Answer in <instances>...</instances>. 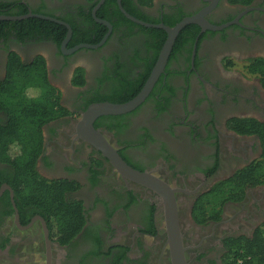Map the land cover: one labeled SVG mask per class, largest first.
I'll return each mask as SVG.
<instances>
[{"label":"flooded vegetation","instance_id":"af4514ba","mask_svg":"<svg viewBox=\"0 0 264 264\" xmlns=\"http://www.w3.org/2000/svg\"><path fill=\"white\" fill-rule=\"evenodd\" d=\"M122 10L148 24L204 13L208 24L227 25L203 32L195 25L199 31L193 44L187 41L172 57L170 52L144 102L128 114L97 118L93 128L129 167L151 173L173 191L185 264H229V243L251 238L264 223V184L246 190L240 202L225 204L218 221L198 224L192 211L212 186L263 155L256 135H240L228 123H264V88L255 75L229 78L224 72L233 60H241L244 67L264 59V0L248 6L229 0H154L151 6L142 0H0V17H25L0 19V83L11 56L24 66L43 59L63 113L42 127L43 152L36 170L42 178L73 184L66 199L81 203L85 220L71 244L60 246L50 241L39 215L15 212L13 206L8 215L9 170L0 165V255L18 257L21 248L31 264L176 262L161 199L124 181L78 134L83 112L92 104L108 102L96 100L116 88L135 86L144 69L140 60L153 57L140 31L144 26ZM33 19L62 30L29 25ZM78 70L82 86H75L80 82ZM6 122L7 114L0 110V127ZM227 207L238 210L227 212ZM37 240L43 246L40 252L35 250Z\"/></svg>","mask_w":264,"mask_h":264},{"label":"trees","instance_id":"16d2710c","mask_svg":"<svg viewBox=\"0 0 264 264\" xmlns=\"http://www.w3.org/2000/svg\"><path fill=\"white\" fill-rule=\"evenodd\" d=\"M154 0H142L151 6ZM255 0H229L231 4L248 6ZM182 18L164 21L173 27ZM29 25L41 24L48 30H62L58 25L33 19ZM158 21L155 22L157 24ZM1 25V23H0ZM148 39V47L153 52L151 59L140 60L144 69L139 74L135 86L122 85L105 98L121 104L135 97L143 87L165 42L166 33L158 29L140 27ZM199 28L195 25L185 27L178 35L171 51V57L187 41L193 44ZM7 64V74L0 83V110L7 114V122L0 127V165L7 167V184L12 189L14 204L19 213L39 215L46 223L50 241L60 246H68L84 226L81 203L69 201L66 194L73 191V184L66 180L42 178L36 164L43 152L42 127L62 115L59 93L53 89L46 78L42 58L35 59L30 65H22L15 56ZM245 70L257 76L264 88V59L251 61ZM82 70L75 75V86H82ZM228 128L240 135H256L263 148L261 159L236 171L233 176L216 183L202 194L193 206L192 216L198 224L218 221L227 203H238L246 190L264 184V123L251 119L231 120ZM8 198V197H7ZM8 215L13 213L12 205ZM24 221L26 219L24 218ZM231 257L229 264H264V223L256 229L249 239L242 238L229 243Z\"/></svg>","mask_w":264,"mask_h":264},{"label":"water","instance_id":"95a60500","mask_svg":"<svg viewBox=\"0 0 264 264\" xmlns=\"http://www.w3.org/2000/svg\"><path fill=\"white\" fill-rule=\"evenodd\" d=\"M122 12L126 17H128V19L138 23L139 25L164 31L167 35L166 40L159 52L157 61L150 73V76L147 79L141 91L135 97H133L131 100L125 103L113 104V103L104 102V103H97L90 105L81 115L78 134L81 139L87 141L92 147H94L102 154V156L112 166L114 171H116V173L124 181L126 182L130 181L140 187H143L155 193L161 199L164 208L165 218H166V229H167L166 232L168 234L169 241L170 242L173 241L172 243L174 244V246H176V247H172V245L170 244L172 255L176 259L175 264H185L184 259L182 257V250L178 245L180 243V239L179 236L177 235L179 233L178 225H177V216H176L177 209L174 203L173 191L169 188V186L165 182L153 176L151 173L139 172L129 167L118 155L116 150L98 132L94 130L93 122L101 116H120V115L128 114L134 111L138 106H140L144 102V100L147 98L150 91L152 90L155 82L157 81L159 76L163 73L170 52L176 40V37L185 26L194 24L201 29V32H203L207 29L211 31H220L227 25H222V26L210 25L203 19L204 13H201L193 17L183 18L174 27H168L162 23L160 24L143 23L128 16L123 10ZM93 13H95V10L93 11ZM36 17L58 22L52 18L41 17V16H36ZM23 18L25 17H0L1 20H20ZM83 47L89 48L90 46L84 45ZM8 190L10 191L12 206L14 208V211L16 212V207L13 201V192L9 188ZM40 221L42 223L43 230L45 233V239H46L45 242L46 245L48 246L49 241L47 238V229L44 221L42 219Z\"/></svg>","mask_w":264,"mask_h":264},{"label":"rangeland","instance_id":"374dc122","mask_svg":"<svg viewBox=\"0 0 264 264\" xmlns=\"http://www.w3.org/2000/svg\"><path fill=\"white\" fill-rule=\"evenodd\" d=\"M225 71H226V72H224L225 75L229 78H237V77L246 78L245 74L248 73L245 70V66L243 67V63L241 60H237V61L233 60L232 63H230L229 67ZM226 210H227V212H233V211H236L238 209L236 207H227ZM35 247H36L35 250H37L38 252L43 250V246L40 244L39 240H37ZM21 250H22L21 248H19L17 250L18 257H12L10 259L4 258L5 255L1 254L0 255V264H31V261L26 259L25 255L20 254Z\"/></svg>","mask_w":264,"mask_h":264}]
</instances>
